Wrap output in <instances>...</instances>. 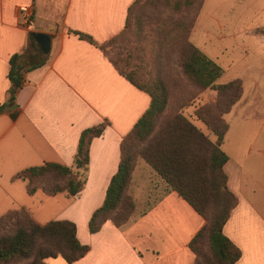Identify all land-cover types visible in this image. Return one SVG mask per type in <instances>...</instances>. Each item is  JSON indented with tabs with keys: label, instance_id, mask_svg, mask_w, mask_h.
Segmentation results:
<instances>
[{
	"label": "crops",
	"instance_id": "1",
	"mask_svg": "<svg viewBox=\"0 0 264 264\" xmlns=\"http://www.w3.org/2000/svg\"><path fill=\"white\" fill-rule=\"evenodd\" d=\"M134 1L0 0V216L24 209L39 224L70 220L78 240L88 247L71 263L57 256L46 258V264L194 263L189 242L204 218L164 186L153 202L140 207L124 225L117 227L106 220L93 233L88 228L117 171L120 142L149 106L150 96L119 73L98 46L76 32L97 43L108 40L124 28ZM204 2L189 34V41L199 49ZM20 6L27 7V15ZM215 22L220 31L225 28L224 19ZM253 30L262 34L264 23ZM32 32L49 35V51L43 54L42 64L24 72L14 100H9V57L23 49L36 55L39 45ZM244 92L242 83L240 98ZM99 124L104 128L90 140L88 163L81 170L86 181L78 193L49 194L41 188L28 192L27 180L17 177L21 170L45 162L72 166L81 131ZM259 138L236 135L234 147L227 151L224 135L221 144L228 156L227 185L237 198L222 231L240 251L237 264H264V149L257 148Z\"/></svg>",
	"mask_w": 264,
	"mask_h": 264
},
{
	"label": "trees",
	"instance_id": "2",
	"mask_svg": "<svg viewBox=\"0 0 264 264\" xmlns=\"http://www.w3.org/2000/svg\"><path fill=\"white\" fill-rule=\"evenodd\" d=\"M141 0H135L128 8L124 28L108 40L97 43L89 35L76 34L94 43L114 64L116 69L129 81L145 90L150 96L147 109L135 122L131 130L120 142V158L117 171L112 175L102 204L96 208L89 220L91 233L97 231L106 220L120 227L132 216L135 203L127 192L132 177V158L126 154L128 142L136 141L142 146L139 154L164 182L166 190L176 191L203 218L204 224L189 242L195 254L193 264H237L239 249L223 234V225L237 203L235 194L228 188L224 164L228 156L221 144L228 125L222 115L240 98L242 82L234 78L225 83H216L223 68L192 43H187L182 53L179 67L198 90L214 89L217 101L214 108L197 110V116L215 135L212 141L182 113L175 112L167 120L157 125L164 114L168 93L161 80L147 88L138 83L132 75L123 72L118 60L109 57L106 46L123 42L131 26V12ZM185 5L190 1H183ZM182 1H175L174 7ZM36 55L28 49L9 57V100H14L21 86L24 72L39 66L45 60L40 47ZM113 47V48H114ZM1 109V107H0ZM104 124L91 126L81 131L72 166L53 162L27 167L17 177L27 180V190L32 193L41 188L49 194L66 190L69 194L78 193L86 181L84 168L88 163L89 143L92 137L102 133ZM81 171V172H80ZM52 173L64 180L62 184L48 187L36 183V178ZM13 226L9 232L4 229ZM88 247L76 235V225L66 219H54L44 224L35 222L24 209L12 210L0 216V259L12 258L30 260V264H46L48 257H62L71 263L82 257Z\"/></svg>",
	"mask_w": 264,
	"mask_h": 264
},
{
	"label": "rangeland",
	"instance_id": "3",
	"mask_svg": "<svg viewBox=\"0 0 264 264\" xmlns=\"http://www.w3.org/2000/svg\"><path fill=\"white\" fill-rule=\"evenodd\" d=\"M175 1L182 3L175 8ZM183 1L191 4L185 5ZM203 1L141 0L131 12L132 27L126 39L123 42L117 40L115 47L113 44L106 46L105 52L118 60L123 72L132 75L145 87H152L157 80L164 83L168 100L157 125L177 111L214 141L215 135L196 112L214 108L217 93L211 88L198 90L179 67L183 50L187 43H191L189 34ZM201 17L200 50L223 68L216 83L240 78L245 90L241 102L237 100V104L235 102L222 115L228 125L224 145L228 151L234 147L232 138L236 135L256 134L264 138V32L259 34L253 30L256 24L264 23V0H205ZM211 17L224 19L225 28L220 31ZM258 140L257 148L264 149V140ZM126 145L125 152L133 163L127 189L135 203L133 216L140 207L146 208L162 193L164 182L139 154L142 147L139 142L129 141ZM63 182L52 173L36 178V183L48 187ZM12 228L6 227L3 232ZM30 263V260L19 258L0 259V264Z\"/></svg>",
	"mask_w": 264,
	"mask_h": 264
},
{
	"label": "water",
	"instance_id": "4",
	"mask_svg": "<svg viewBox=\"0 0 264 264\" xmlns=\"http://www.w3.org/2000/svg\"><path fill=\"white\" fill-rule=\"evenodd\" d=\"M34 39L37 41L41 51L43 53H47L49 51L50 46V38L49 35L41 32H32Z\"/></svg>",
	"mask_w": 264,
	"mask_h": 264
},
{
	"label": "built area",
	"instance_id": "5",
	"mask_svg": "<svg viewBox=\"0 0 264 264\" xmlns=\"http://www.w3.org/2000/svg\"><path fill=\"white\" fill-rule=\"evenodd\" d=\"M19 10L22 11V12H24L26 15H27V13H28V9H27L26 6H20V7H19Z\"/></svg>",
	"mask_w": 264,
	"mask_h": 264
}]
</instances>
